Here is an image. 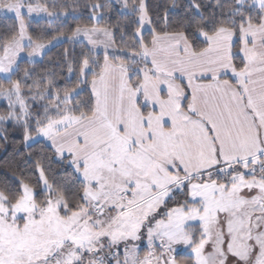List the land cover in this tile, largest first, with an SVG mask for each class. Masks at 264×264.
<instances>
[{"label": "snow or ice", "instance_id": "6c2138e0", "mask_svg": "<svg viewBox=\"0 0 264 264\" xmlns=\"http://www.w3.org/2000/svg\"><path fill=\"white\" fill-rule=\"evenodd\" d=\"M115 4L0 0V123L72 177L0 183V264H264V0Z\"/></svg>", "mask_w": 264, "mask_h": 264}, {"label": "trees", "instance_id": "16d2710c", "mask_svg": "<svg viewBox=\"0 0 264 264\" xmlns=\"http://www.w3.org/2000/svg\"><path fill=\"white\" fill-rule=\"evenodd\" d=\"M92 2V0H80V3L87 4ZM149 8V15L153 19V21H157V14L160 17L159 25H163V17H164V8L167 6L170 10V13H176L179 15H183V10L180 5L186 3V0H146ZM175 2L177 7L173 8L172 4ZM205 4L215 3V0H203ZM115 5L114 11L110 13L111 19L107 23L111 25H123L126 24V19L124 16L119 14V5L115 4V0H113ZM159 5V8L157 7ZM80 19L77 21L69 20L67 21L68 25L75 27L76 23H87L89 11L84 9L83 7L80 9L78 13ZM106 18L109 15L107 12L105 13ZM172 19H175V16H172ZM47 20H39L30 22V31L35 33H39V30L42 28H47ZM12 23L11 20H4L0 17V31L7 25ZM67 30V28H65ZM116 31V43L117 45L123 47V44L120 41V31L119 29H115ZM131 31V29H129ZM150 39V36H149ZM125 43H131L129 37L124 38ZM72 48L73 46L70 44H60L56 48H53L50 52H48L43 61H39V63L46 64L49 60H57V54L62 53L64 48ZM76 51L79 52L81 46H75ZM101 59L103 60V55L98 53ZM20 68L23 70L26 67H33L27 63V59H21L19 61ZM37 71H40V67L37 66ZM57 71H60L57 69ZM64 74L67 75L66 69L64 70ZM74 79V78H73ZM57 82L63 86V80L60 77H57ZM89 89H85L84 92L81 93L79 99L85 100L87 99ZM6 107V102H0V112L4 110ZM7 137L5 140L4 137ZM30 146L26 147L23 142V132L17 126L14 125L13 122H6L0 127V183H9L12 184L16 181V179L20 176V173L23 172L26 178L33 179L35 176H38V172L35 169V163L37 160H41L47 175L51 179H55L61 182H69L72 180L69 171H66L65 162H62L59 159H56V156L52 154L50 148L47 147V142L41 140L39 143H31ZM31 155V158L28 159V162L25 163V159H27ZM183 258V253L181 257Z\"/></svg>", "mask_w": 264, "mask_h": 264}, {"label": "rangeland", "instance_id": "374dc122", "mask_svg": "<svg viewBox=\"0 0 264 264\" xmlns=\"http://www.w3.org/2000/svg\"><path fill=\"white\" fill-rule=\"evenodd\" d=\"M48 18L46 16H44L43 14H40V15H33L32 19L30 22H33V21H39V20H47ZM109 51H112V49H109ZM96 52L97 53H102V55H104V48L103 46H100L99 48L96 49ZM23 56V59H28L26 54H22ZM40 59L39 57L36 58V60ZM21 60V59H20ZM0 102H4V101H0ZM4 123H0V127L3 125ZM33 142H29V144H31ZM56 159H58L56 157ZM144 251H146V242L144 244L141 245V248H140V253L141 255H143ZM178 251H180L181 253H183V246H178Z\"/></svg>", "mask_w": 264, "mask_h": 264}, {"label": "crops", "instance_id": "0c3cea01", "mask_svg": "<svg viewBox=\"0 0 264 264\" xmlns=\"http://www.w3.org/2000/svg\"><path fill=\"white\" fill-rule=\"evenodd\" d=\"M102 54V53H101ZM59 159V158H58Z\"/></svg>", "mask_w": 264, "mask_h": 264}]
</instances>
